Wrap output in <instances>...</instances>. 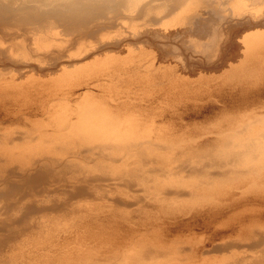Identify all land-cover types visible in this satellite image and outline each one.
I'll return each instance as SVG.
<instances>
[{"label":"bare ground","instance_id":"bare-ground-1","mask_svg":"<svg viewBox=\"0 0 264 264\" xmlns=\"http://www.w3.org/2000/svg\"><path fill=\"white\" fill-rule=\"evenodd\" d=\"M0 264H264V0H0Z\"/></svg>","mask_w":264,"mask_h":264}]
</instances>
